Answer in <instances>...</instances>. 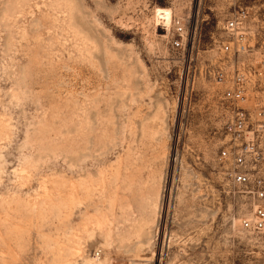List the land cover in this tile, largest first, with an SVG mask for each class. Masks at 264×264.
I'll use <instances>...</instances> for the list:
<instances>
[{
    "label": "rangeland",
    "instance_id": "obj_1",
    "mask_svg": "<svg viewBox=\"0 0 264 264\" xmlns=\"http://www.w3.org/2000/svg\"><path fill=\"white\" fill-rule=\"evenodd\" d=\"M158 9L186 25L181 50ZM240 9L256 37L227 60ZM263 16L264 0H0V264H264L248 198L221 181L209 76L264 67Z\"/></svg>",
    "mask_w": 264,
    "mask_h": 264
},
{
    "label": "built area",
    "instance_id": "obj_2",
    "mask_svg": "<svg viewBox=\"0 0 264 264\" xmlns=\"http://www.w3.org/2000/svg\"><path fill=\"white\" fill-rule=\"evenodd\" d=\"M251 16V11L240 9L225 22L230 40L223 42L220 50L227 60L251 51L256 37L250 27ZM260 23L258 34L264 30V16ZM171 24L175 34L171 47L178 51L184 46L187 28L180 19L173 18ZM263 68L232 64L209 71V76L226 86L222 93L226 140L218 158L221 181L234 193L248 198L250 215L242 218L241 224L249 233L264 230V146L263 139L259 140L264 136V102L259 97L264 85Z\"/></svg>",
    "mask_w": 264,
    "mask_h": 264
},
{
    "label": "bare ground",
    "instance_id": "obj_3",
    "mask_svg": "<svg viewBox=\"0 0 264 264\" xmlns=\"http://www.w3.org/2000/svg\"><path fill=\"white\" fill-rule=\"evenodd\" d=\"M159 15H162L163 16V22L169 24L170 23V26H171V23H172V20H173V17H172V12L169 10V9H158L157 10ZM172 17V18H171ZM171 21V22H170ZM168 27H170L169 25H167ZM148 222H147V218L146 217H141L139 219V221L137 222L136 226L135 227H138L139 230H143V228L145 227V225H147ZM235 225H237V223L235 222ZM241 227H242V224H241ZM137 229V228H136ZM137 229V230H138ZM243 230V229H242ZM93 264H110L109 262L105 263L103 262L102 260H93Z\"/></svg>",
    "mask_w": 264,
    "mask_h": 264
}]
</instances>
